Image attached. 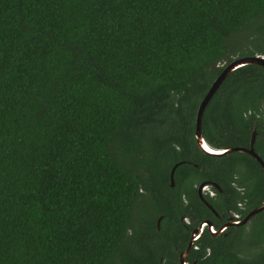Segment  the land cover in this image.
<instances>
[{
  "label": "trees",
  "instance_id": "1",
  "mask_svg": "<svg viewBox=\"0 0 264 264\" xmlns=\"http://www.w3.org/2000/svg\"><path fill=\"white\" fill-rule=\"evenodd\" d=\"M255 55L264 0H0V264H179L178 234L151 225L142 189L173 215L164 194L239 175L242 214L262 206L260 163L195 139L213 82ZM254 130L264 159V68L247 65L213 96L203 135L230 149ZM203 242L190 261L264 264V212Z\"/></svg>",
  "mask_w": 264,
  "mask_h": 264
},
{
  "label": "flooded vegetation",
  "instance_id": "2",
  "mask_svg": "<svg viewBox=\"0 0 264 264\" xmlns=\"http://www.w3.org/2000/svg\"><path fill=\"white\" fill-rule=\"evenodd\" d=\"M255 132H256V138L254 143V149L255 152L264 161L261 154L257 152L255 148V144L258 138V133L256 130L253 131V134ZM253 134L251 135L249 146L243 148L250 149ZM204 139L208 147L214 151L229 149L228 147H224V148L215 147L205 137ZM178 163H180V165L177 167L175 171V175H174L175 182L172 185L171 172L174 166ZM184 163L187 162L181 161L173 165L170 171V184H169L170 188L174 189L178 187V184L176 183L175 180V176L180 166H182ZM193 166L197 167L196 164H193ZM233 179L234 180L225 179V181H221V183H218L214 180L203 179L200 182L194 184L195 191L193 192V194H191L187 190H182L174 194H164L165 197L169 199V203H168L169 208H171L172 205L175 206L174 210L171 211L173 212V215L170 214L168 215V213L160 212L159 209L162 205V202L155 203L152 194L146 192L143 189L141 190L143 191L142 206L150 205V203L154 206L153 207L155 209L153 212L154 215L153 218L150 220V223L151 225H153V227L155 225L156 231L161 232L162 227L165 226V223L166 224L170 223L172 225L171 227L169 226L171 231H174L178 234L177 240L171 241V243L175 248V253L173 252V255L178 258L179 264H181V257H185L184 264H197V259H195L194 261H190V257L193 253V250L202 249V246L205 243L203 242V240L206 239V237L208 238V235H211L213 237H219V236H227L228 234H231L232 230L235 227H239L234 225L233 223L243 220L252 211L251 210L249 213H247L246 216L242 214V211L246 210V205L249 202V198L239 199L231 193L232 190L235 189L238 192L245 194V187L243 186V184H240L241 178L239 177V175L238 176L234 175ZM246 192H248L247 187H246ZM150 197L152 202L149 203L148 199ZM234 201L236 203V207L238 210H236L234 207ZM241 226H245V225H241ZM219 231H221V233H218ZM132 234L133 233L130 232V235ZM148 237H150V235ZM162 238L167 239L166 234H164ZM182 246L185 247L183 251L180 250ZM189 246H191V249L188 255H186Z\"/></svg>",
  "mask_w": 264,
  "mask_h": 264
},
{
  "label": "water",
  "instance_id": "3",
  "mask_svg": "<svg viewBox=\"0 0 264 264\" xmlns=\"http://www.w3.org/2000/svg\"><path fill=\"white\" fill-rule=\"evenodd\" d=\"M247 65H258V66H261L264 68V55L244 56L241 58H237L224 67L222 73L213 82L211 88L209 89V91L207 92V94L205 95V97L203 98V100L200 103V106H199L198 112H197V116H196L195 139H196L197 145L200 148V150L203 151L207 155L215 156V157H223V156L230 154L231 152L246 153V154L252 156L253 158H255L261 164L262 168L264 169V161L255 152V149H254L256 132L253 134L250 149L243 148V147H237V148H230V149H226V150L214 151L208 147V145L204 139V136H203V118H204L205 110H206L207 106L209 105L210 101L212 100L213 96L217 93V91L219 90V88L221 87L223 82L226 80V78L232 72H234L235 70H237L241 67L247 66ZM209 149H211V151H209ZM179 165H180V163L176 164L174 166L172 172H171L172 185L175 182L174 181V175H175V171ZM262 212H264V204L260 207L254 208L243 220H240V221L233 223V224L236 226L246 225L251 221V219L254 216H256L257 214H260ZM218 233H221V231H219ZM190 249H191V246H189V248L186 252V255H188ZM184 262H185V257H181V264H184Z\"/></svg>",
  "mask_w": 264,
  "mask_h": 264
},
{
  "label": "snow or ice",
  "instance_id": "4",
  "mask_svg": "<svg viewBox=\"0 0 264 264\" xmlns=\"http://www.w3.org/2000/svg\"><path fill=\"white\" fill-rule=\"evenodd\" d=\"M209 151H211V149H209Z\"/></svg>",
  "mask_w": 264,
  "mask_h": 264
}]
</instances>
